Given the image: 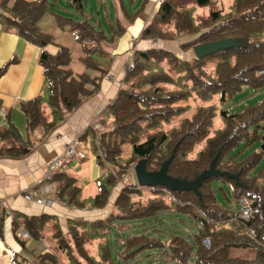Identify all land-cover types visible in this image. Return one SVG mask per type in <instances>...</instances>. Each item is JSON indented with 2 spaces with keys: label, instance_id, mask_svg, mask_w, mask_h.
Instances as JSON below:
<instances>
[{
  "label": "trees",
  "instance_id": "1",
  "mask_svg": "<svg viewBox=\"0 0 264 264\" xmlns=\"http://www.w3.org/2000/svg\"><path fill=\"white\" fill-rule=\"evenodd\" d=\"M9 1L0 0V26L41 49L39 64L48 90L46 104L38 97L20 102L18 108L26 117L28 134L36 127L48 134L97 92L99 80L107 72L103 63L110 61L102 46L123 34L125 27L116 18L111 32L106 33L83 16L80 0L75 4L81 18L53 13L56 26L72 32L80 46L77 61L84 70L74 73L67 46L58 44L54 54L45 50L46 45L55 43L54 37L42 31L38 23L50 12V2L13 0L8 5ZM126 1L133 0H114L111 6L132 23L147 0L132 13L126 9ZM222 1L162 0L158 4L139 34L141 39L178 40L188 36L191 39L179 45L186 51L209 42L227 44L191 60L161 47L133 51L117 96L102 113L110 126L100 119L98 129L90 125L78 136L86 140L92 135L96 164L104 178L97 184L90 204L82 201L81 186L73 175L60 167L51 174L55 196L78 208L104 207L112 188L120 183L113 210L104 218L70 220L66 237L53 224L57 251L34 256L32 264H113L110 248L99 236L111 227L123 231L127 221L152 219L166 211L195 220L200 233L191 240L177 234L166 241L144 233L126 236L119 253L124 260L142 249L157 248L178 264H264V175L263 169L256 171L264 147L241 157L240 151L232 154L239 144H252L264 137V99L236 113L223 107L243 87H264V0H231L226 9ZM9 63L0 67V76ZM89 69L98 75L90 76L86 72ZM0 133L18 136L10 125ZM31 149L27 139L18 146H3L0 155L20 158ZM168 159L167 175L180 181H192L211 166L214 172L196 191L124 182L131 165L144 161L145 170L155 172ZM214 183L227 184L234 199L246 200L248 221L218 202ZM48 218L45 214L15 215L12 222L15 231L21 226L30 237L39 238ZM202 239H207L209 246ZM232 249L244 254L232 255Z\"/></svg>",
  "mask_w": 264,
  "mask_h": 264
},
{
  "label": "crops",
  "instance_id": "2",
  "mask_svg": "<svg viewBox=\"0 0 264 264\" xmlns=\"http://www.w3.org/2000/svg\"><path fill=\"white\" fill-rule=\"evenodd\" d=\"M12 1H9L8 5H11ZM109 1L110 4L111 2L114 3V0ZM141 1H126L128 5L125 6L128 12H134ZM48 2H50V12L46 14H50L52 18L49 16L44 17L45 14L38 25L42 31L54 37L55 43L46 45L45 50L54 54L57 51L58 44L67 46L75 55V60L71 59L70 61V68L74 73H81L84 69L77 61V57L81 55L80 46L74 41L72 32L61 30L56 26L53 13H61L54 7L56 0H48ZM65 2L68 3L67 0ZM80 4L84 16H87L88 20L94 25H99L106 33L111 32V26L114 27L116 18L125 27V31L120 36L108 40L102 46L104 52L107 53V59L110 61L107 66V72L99 80L97 92L84 101L77 109L70 112L48 134H44L41 127H36L28 134L26 132V117L18 108V104L22 101H29L38 97L43 99L46 87L42 67L39 64L41 49L27 42L16 33L6 31L0 26V67L10 61L6 71L0 76V107L4 109V112H0V129H7L10 125L18 133V136L13 135L14 137L8 135V133H0V148L3 146H18L20 143L27 141V139L32 144L30 152L23 157L12 158L0 155V218H2L0 264H32L34 256L45 253L53 254L57 251L58 244V239L55 236L57 229L53 227V224H57L61 233L66 237L67 223L70 220L90 221L96 218H104L113 210V200L119 190L120 183L112 188L108 202L104 207L78 208L59 200L55 196L54 190L41 192L46 169L53 161L58 160L61 163L60 169L66 171V165L72 160H77L79 164L77 172H84L88 182L94 185L95 180L102 177V170L96 164L95 155L90 154L86 150L87 145L83 144L84 140L78 139V136L84 133L90 125H96L101 116H104L102 114L103 110L117 96L120 83H122L134 50L161 47L176 53V50L180 49L181 38L178 40H150L139 37L141 30L150 21L158 8L157 0H147L143 10L135 17L132 23H127L120 10L114 5V7H106V0H95L92 4L80 0ZM86 7L91 14V19L87 15ZM66 16L75 19L79 18L78 14ZM105 24L109 27L108 31L104 29ZM179 58H182V56ZM184 59L186 60L187 58ZM86 72L90 76L98 75L95 70L89 69ZM107 74H111L112 77H106ZM46 102L47 99L45 102L43 101L44 104ZM101 121L104 125L105 122L108 123L105 116ZM108 126H110V123ZM75 140H77V144L74 147V152L82 153L84 155L82 158L77 157V155L65 156L66 145ZM66 172L69 173L68 171ZM73 176L76 178L75 175ZM134 178L137 182L136 175ZM26 193L31 194V200L24 197ZM80 196L85 203V196ZM39 197L45 198L49 202H36ZM218 202L222 204L219 200ZM85 204L89 205L90 202ZM42 214L48 215L49 218L45 219L46 224L39 238L31 237L28 241H22L18 236V229L22 227H18L16 231L13 227L14 216L39 217ZM139 221L136 220L134 222L136 224ZM135 234L132 233V235ZM126 236H120L119 238L116 236L115 240H118L117 244L119 246L116 256H114V249L110 248L113 264L127 263L126 260L121 261L119 258V253L123 248V239ZM118 246H115V249Z\"/></svg>",
  "mask_w": 264,
  "mask_h": 264
},
{
  "label": "rangeland",
  "instance_id": "3",
  "mask_svg": "<svg viewBox=\"0 0 264 264\" xmlns=\"http://www.w3.org/2000/svg\"><path fill=\"white\" fill-rule=\"evenodd\" d=\"M65 1L66 0H56V4L54 7L59 10V13L64 14V15H72V16H75L76 14H78L79 18H81L82 15L80 14L79 9L77 8V5L75 4V0H67L68 3H66ZM84 1L85 3L92 4L95 0H84ZM230 2L231 0L222 1L225 9H226V6L227 7L228 5L230 6ZM106 3H107V5L105 4L106 7L109 8L111 6L110 1L106 0ZM86 10H87V15L90 16V19H91V14L89 13V10L87 7H86ZM48 16L52 18L50 14H46L44 17H48ZM83 16H84V13H83ZM84 17L88 19L87 16H84ZM104 29L108 31L109 27L105 24ZM188 39H191V37L182 36L180 41L182 42ZM179 48L180 49L176 50V53L173 51L172 52L179 57L182 56L183 59L187 58L186 60H191L195 56L193 47L188 49L187 51L181 49V47ZM71 56H72V60H75V55L72 51H71ZM103 65L108 66L107 62L103 63ZM46 99H48L47 88L44 89V96H43L42 101L45 102ZM263 99H264V87L261 90H254L252 88L243 87L242 90L236 93L234 96H232L224 104L223 107L232 113H236V112H239L242 108L249 106V105H254L256 102L263 100ZM100 119H104V116H101ZM107 121L108 123L105 122V126H108L110 123L108 119ZM92 141H93L92 135H88L86 140H84L82 143L83 144L85 143L87 145L86 150L89 151L90 154H95ZM200 147L201 145L196 148V153ZM261 147H264V137L252 144H248V145L239 144L237 149L234 152H232V154H235L236 152L240 151L239 157H241L242 155L249 153L252 149L261 148ZM66 166H67L66 168L64 167L65 170L68 171L70 174L75 175L79 184L81 185L80 195L85 196L84 197L85 203L91 202L92 195H93L94 190H96L97 184L99 182H102L104 179L103 175L101 178L95 180L94 185H92L90 182H88V179L84 175V172H77V169H79V164L77 160H72ZM261 169H263V175H264V155L261 157L256 171H260ZM134 173H135V168L133 165H131L128 169V173L125 175V177H123L124 182L137 185V182L135 181V178H134L135 177ZM213 186L215 189L217 200H219L223 204V206L234 211V213H236V215L238 216L239 210H240V201H239L240 199L236 200L233 198V196L231 195L229 186L225 183H214ZM134 221L136 220L125 222L126 227L124 228L123 231H117L115 227H111L105 234L102 233V235L99 236V238L104 237L106 244H108V247L109 248L112 247L114 249L113 250L114 256L117 255L116 251H118V248H119L117 244L118 240H115L116 236L117 238H119L120 236L123 237L126 235H132V233H136V234L144 233L152 237H159L163 241H166L170 235L177 234L186 240H191L193 239L194 235L199 234L201 231V227L198 224V222L190 219L186 215L178 214L173 211L163 212L151 220H147V219L140 220L136 224ZM86 229L89 230L88 226L86 227ZM100 242L101 241H98L96 245L98 246ZM115 246H118V247L115 249ZM158 251H160V249H157V248L142 249L136 255H134L133 258L127 259L126 260L127 263H124V264H178L175 260H169L163 253L158 252ZM231 254L242 256L244 253L239 249H232ZM119 258L121 261H125L121 255Z\"/></svg>",
  "mask_w": 264,
  "mask_h": 264
},
{
  "label": "water",
  "instance_id": "4",
  "mask_svg": "<svg viewBox=\"0 0 264 264\" xmlns=\"http://www.w3.org/2000/svg\"><path fill=\"white\" fill-rule=\"evenodd\" d=\"M226 44L227 42H209L205 44H199L193 47V51L196 57H202L210 52L217 50L220 47L225 46ZM170 159L165 161L160 169L155 172L146 171L144 161H140L137 164L133 165L135 168V175L137 177V184L144 187H154L157 185H162L168 187L171 190L196 191L200 182L214 172L213 167L211 166V169L209 171L201 173L192 181H180L178 179L170 177L166 173V168ZM132 252L133 250L129 251V253Z\"/></svg>",
  "mask_w": 264,
  "mask_h": 264
},
{
  "label": "built area",
  "instance_id": "5",
  "mask_svg": "<svg viewBox=\"0 0 264 264\" xmlns=\"http://www.w3.org/2000/svg\"><path fill=\"white\" fill-rule=\"evenodd\" d=\"M162 0H157V3L159 4ZM130 64V63H129ZM106 77H109L111 78L112 75L111 74H107ZM0 112H4V109L0 107ZM94 128L95 129H98L99 126L96 124L94 125ZM77 144V140H75L74 142L66 145L65 147V156L66 157H71L73 155H77V157H84V155L82 153H75L74 152V147L75 145ZM61 166V163L60 161L58 160H55L53 161L50 165H48L47 169H46V172H45V175H44V183L42 184L41 186V192H49L50 190H54L55 188V185H54V182L51 181V174L52 172L59 168ZM24 197L26 199H32V196L30 193H26L24 194ZM240 210H239V214H238V217L241 218L242 220L244 221H248L249 218H250V211L248 209V206H247V202L244 198H240ZM36 202L38 203H48L49 201L45 198H42V197H39L36 199ZM18 236L19 238L22 240V241H28L31 239L30 235L25 231L23 230L22 228H19L18 229ZM202 243L207 247L209 246V243H208V240L207 239H202Z\"/></svg>",
  "mask_w": 264,
  "mask_h": 264
}]
</instances>
